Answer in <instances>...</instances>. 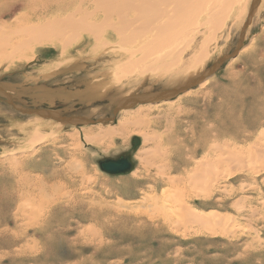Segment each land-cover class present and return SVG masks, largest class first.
Segmentation results:
<instances>
[{"label":"rangeland","instance_id":"obj_1","mask_svg":"<svg viewBox=\"0 0 264 264\" xmlns=\"http://www.w3.org/2000/svg\"><path fill=\"white\" fill-rule=\"evenodd\" d=\"M58 1L71 5L78 2ZM244 1L234 8L232 17L221 29L209 28L207 17L204 20L193 17L191 23H195H187L193 25L189 32L201 30L202 33L192 41L187 35V40L177 36L172 41L173 49L189 42L190 47L183 56V62H187L199 50L202 37L208 39L203 66L191 77L211 69L222 56L228 58L197 86L180 93L200 91L182 98L179 105L186 112L180 111L176 103L173 110L166 107L147 110V128L159 133L146 148H143V137L137 133L124 144L119 136L97 144L86 141L83 133L77 140H72L70 135L73 129L116 126L123 115L122 112L113 115L115 105L110 102L109 95L120 86L140 93L146 89L165 90L190 76L171 84L169 80L175 78L169 79L170 73L146 72L138 76L135 74L139 68L136 59L126 62L127 51L135 49L134 46L118 41L97 46L92 41L93 34L81 28L74 29L77 34L70 33L74 38L70 42L66 37L57 39L59 45L67 48L65 53L56 46L47 45L36 48L31 60L25 57H14L13 63L0 60V79L18 91L28 92L23 100L30 106L53 110L73 107L65 110L67 115L96 120L112 117L105 123L64 122L62 127L57 126L60 121L48 117L43 125H38L35 120L38 114L23 113L0 100V264H264L263 163L259 161V165L256 159L246 157H242L246 165L223 159L220 165L212 166L211 173L195 174V163L208 160L204 158L205 153H217L203 149L204 143L210 145L216 140L223 148L234 140L237 149L242 151H250L255 145L264 143V137L259 134L264 116L258 118L257 125L247 124L254 103L260 107V97L264 96V0ZM13 5L10 1L9 7ZM201 22L205 26L198 29L197 24ZM115 33L111 30L112 37ZM141 59L148 66L154 60L143 55ZM207 78L209 84L202 90L200 85ZM232 82L239 84L238 94L234 93ZM97 85L94 98H81L80 93ZM260 86L259 98L251 97V89L254 93ZM36 88L62 89L71 96L68 100L56 98L51 103L30 96ZM105 94L106 99L98 100ZM179 95L159 102L175 101ZM139 104L132 108L137 109ZM212 123L216 129L211 128ZM35 134L45 135L46 142L58 139L57 149L53 150L51 142L49 146L45 142L42 145L48 150L47 157L31 156L32 146H28V141ZM250 143L252 146L248 148ZM141 148L146 150L145 155H139ZM121 156L130 158L132 169L129 172L110 174L100 168L101 160ZM16 157L18 164L13 161ZM41 163L50 166L54 163L56 169L66 172L67 180L49 184L45 193L32 194L34 199H19L15 191L23 182L21 177L28 173L24 165ZM45 173L48 176L51 172ZM12 196H15L13 205L9 198ZM188 208L203 216L215 214L221 221L216 226L193 222L184 217Z\"/></svg>","mask_w":264,"mask_h":264},{"label":"bare ground","instance_id":"obj_2","mask_svg":"<svg viewBox=\"0 0 264 264\" xmlns=\"http://www.w3.org/2000/svg\"><path fill=\"white\" fill-rule=\"evenodd\" d=\"M10 1L14 5L9 7ZM244 2H245L244 0H78L76 4L71 5L69 4L70 2L60 3L58 0H0V53H1L0 56L2 57L0 60L1 62L10 61L11 63L14 62L13 60L14 57L15 59L19 57H25L27 60H31L34 56L36 48L40 46H47V45L56 46L59 49H62V52L65 53L67 48L63 47L62 45H59L57 43V39L66 37L67 41L70 42L71 40L74 39L73 36L70 35V33L77 34V32L74 29L81 28L93 34L92 41L97 46H100V45L106 46L108 44L113 43V41H118L124 44L125 46H134L135 49L127 51L129 52L128 54L129 58H128V61L126 62H132V61H135L136 59V63L139 65V68H137L138 72H136L135 74L140 76V75H144L146 72H156L158 74L163 73V72L168 73V74L170 73L171 76H169V79L175 78V80H172V81L169 80L168 84H171V83H175L177 79L179 78L183 80L186 77H189V76L191 77L194 73L198 72L203 66L202 63L204 61L205 56L207 55L208 39L206 37L204 38V36L202 37L204 39L203 42L201 44H198L200 45L199 50L194 52V54L192 53L193 55L188 59L187 62L184 61L185 63L183 62V56L186 51V48L190 47V45H188L189 42L188 43L180 42V44L182 43L184 45L179 48L178 47L177 48L175 47L174 49L172 48V43H173L172 41H174L177 36L179 37L183 36L181 37V39L182 38L186 39L185 37L187 35L189 38L190 37L192 38V39L190 38L192 41L193 39H196L195 37L198 34H200L201 30L189 32L191 27H193V25L191 26V24L195 23L194 20H193L194 22L191 23L192 18L199 17L200 20H204V18L207 17L206 19L207 21L206 20L205 21L210 25L209 28L214 26L212 29H219V28L221 29V27H223L226 24L227 19L232 17V12L234 8L236 6L243 4ZM228 5L229 7L227 8L225 12L226 6ZM6 14L11 15L12 17L7 18L8 15ZM188 22L191 23L190 26L187 25ZM197 25H198V29H201L205 26V23L201 22ZM111 30H114L116 32L113 35V37L111 36ZM192 33L194 34L192 35ZM207 37L209 38V36ZM185 45L186 47L183 48ZM126 48L124 47V49ZM196 49L197 47L194 49V51ZM143 52H145V55ZM262 54L264 53L262 52ZM137 55H140V56H137ZM142 55L145 56L146 59L147 57H149V59L153 58L154 59L152 61L153 64L150 66L144 65L145 61L141 59ZM247 62L249 63L251 62L249 61V58L247 59ZM117 65H120V63ZM246 66L247 65L244 66L245 72H246ZM258 68H259V65H258ZM234 73L237 74V72L235 71ZM107 76L108 75L106 74L105 77ZM241 77L242 76H240L239 79H241ZM240 81L241 80H239V82ZM233 82H232V85H233ZM208 84H209V79L207 78L200 85L202 90ZM242 85H243V82H242ZM175 86H171L169 88L165 87L164 89L166 91ZM233 86H234L233 88L234 93H237L240 88L239 84H235ZM98 87H99L98 85L90 86L88 90L83 92V94L80 93L81 98L82 99L94 98L95 95H97ZM230 88L228 89L229 91H230ZM261 88H262L261 86L258 87L256 89V92L254 93L252 92L253 89H251V94L249 95L257 99V97L259 96V94L257 93V90ZM159 90H163V89H159ZM144 91L147 92L150 90L146 89ZM242 91L241 93L244 92ZM246 91L249 93V89H246ZM199 92L200 91L198 90L196 91L190 90L189 92L183 95L180 94L178 99L172 102L162 101L156 105H152L153 103H147L148 105L136 103V104H132L131 106H126L123 108L121 107L120 111L118 112H122L123 116L119 120V123L116 126L111 127V128H103L102 126H100L95 129L93 128H84L82 130L73 129L72 131L74 132H72L73 134L70 135V138L72 140H77L79 136L83 133L86 141L92 142V143L94 142L98 144V143L104 142L105 140H108V139L111 140V138L119 136L122 140V143L124 144L129 140V137L132 134L137 133L143 137V148H146L148 146L149 141L152 144V141L154 142V140L158 138L157 136L159 133L157 131L151 132L147 128L148 126H146V122L149 121V117H148L149 111L147 110H152V109L154 110V108L159 109V107H166V109H171L172 107L176 105L178 109H180L181 111L182 109L180 108L179 103L181 102L182 98L193 96V94H198ZM209 92L211 93L212 91L211 90L208 91V94ZM26 93L28 94V92ZM132 93L134 92H132L131 89H126L125 86H120L115 90L114 93L109 95V100L112 103V105H116V103L119 100L131 95ZM227 94L229 93L227 92ZM29 95L30 96L35 95L36 96L35 98H41L43 100H48L51 103H53L54 102L53 100L56 98L68 100L70 99V96H71V94H69V92H66L65 90L57 89L54 91L49 88H36L35 92H33V94L29 93ZM106 95L107 94H105L101 99H98V100H103L104 98L106 99ZM245 96L246 95H244V97ZM206 98L208 99V97ZM187 99L190 100V98H187ZM260 100L262 101L260 107H256L257 104L255 105V103L257 102L254 103L255 107L251 105L253 103L250 104L251 106H253V108L251 109L248 115L249 116L247 119L248 126L257 125L255 123L258 121V118L264 116V96L260 97ZM150 101H154V100L153 99H145V100L143 99L142 102L140 103L150 102ZM238 101H241L240 98ZM249 103H250V100H249ZM137 104H139L140 107H138L137 109H133L132 107L136 106ZM257 106H259V104ZM72 108L73 107L66 108L65 110H70ZM195 111L197 112V110ZM198 111H201V110H198ZM183 112H186V111H183ZM226 113H228V110L226 111ZM205 115H206V112H205ZM46 118H48L46 115L38 114L35 117L36 124L43 125L44 121H46ZM200 118L199 120L201 121ZM55 120L60 121L59 122L60 124L57 125L58 127L59 126L62 127L65 123H67V122L64 123V121L60 118L58 119L56 118ZM260 120L262 119L260 118ZM172 122L174 123L173 120ZM214 123L211 124V128L216 129L215 128L216 125ZM47 124L45 125L47 126ZM206 125L204 122V126ZM199 126L201 127V125ZM214 134H217V133H215L214 131ZM259 134L262 138L264 137V123L260 127ZM46 140L48 139L45 138V135L37 136V134H35L34 137L30 138V140L28 141V146L30 144L32 146L31 156L38 155L40 157H44V156L47 157L48 150L45 151L44 147L46 146L42 145L46 142ZM57 140L58 139H52V140L47 141L45 144L48 145V143L51 142L49 145L54 144L52 147H53V150H56L57 146L55 144L57 143L56 142ZM215 141H214V144H210V145L204 143L205 145H207V147L203 144L202 146L203 149L205 148L207 149V151L216 150L217 153L214 152L215 154L213 155L215 156H213L210 153L205 155L206 153L204 152L205 153L204 158L208 160H206V162H201V161L196 162V163L194 162L196 164L195 166L196 175L199 174L200 176L205 173H211L212 166L221 163L223 159L234 161V162L238 161L242 165V164H245L243 162L242 157H246L248 159L254 158L258 162L259 161L262 162L264 165V143H259V145H255L254 148H252V150L250 151H242V150L237 149L238 148L236 146L237 142L234 140H231L230 142L227 141L228 142L227 146L223 148H220L219 143L217 144V142ZM195 145L198 146V144H195ZM249 145H251V143L248 144V148H249ZM145 151H146L145 149H142L139 155L142 156L143 153L145 155L146 154ZM223 156H225L226 158ZM17 160H18L17 157L13 158V161L14 162L16 161V163L18 164L19 162ZM260 162H259V165H260ZM263 165H262V168H263ZM23 168L28 170V173L24 174L21 177L22 178L21 180H23V182L19 183L18 185L19 189L17 188L15 191V194L18 195L19 199H22V200L34 199L35 196L32 194H35L37 191L45 193V191L47 190V186L49 184L55 182L54 183L55 185L57 182L60 183V181L67 180L65 177L66 172L60 169H56V167L54 166V163H52L51 166L48 164H43V163L39 165H35V166H29L28 164H26L24 165ZM48 170H50L51 173L47 176L45 172H47ZM37 172H42L44 174L40 175ZM18 196H16V198ZM9 198H11L10 203L12 205L15 204V196H12ZM124 206L126 208L129 207V205H124ZM182 213L180 215H182ZM184 217H186V219H191L193 222L195 221L196 223H199L205 226H209V225L216 226L218 225V222L221 221L218 217H216L215 214L203 216L199 214L198 212H195V210H191L190 208H188L185 211Z\"/></svg>","mask_w":264,"mask_h":264},{"label":"water","instance_id":"obj_3","mask_svg":"<svg viewBox=\"0 0 264 264\" xmlns=\"http://www.w3.org/2000/svg\"><path fill=\"white\" fill-rule=\"evenodd\" d=\"M254 7L251 10L250 16ZM228 56H222L218 59L217 63H215L210 70L205 71L204 73L198 74L195 77H191L186 79L179 85L168 89V90H157V91H147V92H134L131 95L119 100L115 107L113 108V115L117 114L120 111L121 107L131 106L132 104L140 103L144 99H153L154 102H159L165 98H172L180 93L187 91L190 88L197 86V84L206 76H210L213 72L223 63V61L227 60ZM0 79V100L7 102L12 105L16 110L21 111L23 113H35V114H44L47 117L51 118H60L64 122L73 123V124H83V123H92V122H103L112 120L111 118H102V119H93L87 118L78 115H67L65 109L61 110H53L47 107H38V106H30L25 103L23 97L27 94L25 90L18 91L16 88L9 86L7 83ZM163 91V92H161ZM44 104V103H41ZM71 113V112H69ZM100 168L110 174H121L129 172L132 169V163L129 157L121 156L117 159H104L99 162Z\"/></svg>","mask_w":264,"mask_h":264}]
</instances>
